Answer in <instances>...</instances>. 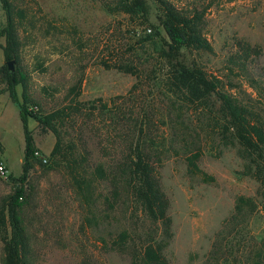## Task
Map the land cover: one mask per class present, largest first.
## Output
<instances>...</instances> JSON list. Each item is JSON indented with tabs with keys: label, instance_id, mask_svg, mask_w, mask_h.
I'll use <instances>...</instances> for the list:
<instances>
[{
	"label": "rangeland",
	"instance_id": "rangeland-1",
	"mask_svg": "<svg viewBox=\"0 0 264 264\" xmlns=\"http://www.w3.org/2000/svg\"><path fill=\"white\" fill-rule=\"evenodd\" d=\"M117 1L9 0L19 56L5 60L0 52V68L13 61V69L25 77L26 93L35 111L42 116L58 112L54 125L63 152L74 148L92 171L97 166L107 170L122 156L128 130L124 121H130L132 127L135 121L142 124L154 176L169 201L172 238L164 251L169 264H204L238 198L250 199L255 210L239 218L246 222V238L240 241L234 262L264 264V192L260 183L246 175L236 147L220 142L218 131L198 121L201 112L183 107L180 115L185 123L174 116L175 99L162 88L164 70L157 57L168 43L157 6L149 2L145 22L114 12ZM169 1L200 17L198 26L209 44L206 52L185 53L187 62H196L233 94H251L256 104L262 103L264 0ZM4 24L0 4V28ZM238 41L260 52L245 61L244 69L235 55ZM4 44L1 37V51ZM120 60L139 68V77L102 65ZM16 93L17 104L7 92L0 95V166L8 172L7 177L0 175V210L17 186L24 160L20 85ZM190 123L192 129L183 130ZM27 125L35 152L41 156L34 154L25 183V203L19 211L29 239L30 263L131 264L129 248L111 249L104 243L105 233L84 222L65 163L50 156L55 136L33 119ZM100 190L105 192L104 183ZM145 222L144 231L151 227ZM155 229L159 232V226ZM2 257L0 240V264Z\"/></svg>",
	"mask_w": 264,
	"mask_h": 264
},
{
	"label": "trees",
	"instance_id": "trees-1",
	"mask_svg": "<svg viewBox=\"0 0 264 264\" xmlns=\"http://www.w3.org/2000/svg\"><path fill=\"white\" fill-rule=\"evenodd\" d=\"M149 2L157 6L160 26L168 38V43L159 50L157 57L164 70L162 88L175 99L172 104L176 113L174 116L185 123L180 115L183 107L191 106L201 112L198 121L218 131L220 142L236 147L238 155L244 160L246 175L258 181L264 192V94L262 103L256 104L251 94L240 93L242 97L235 95L218 78L209 76L196 62H187L185 53L191 55L209 50V44L198 26L199 16H191L177 9L169 0H118L113 3V11L146 22ZM0 4L5 13V24L0 28V38L4 37L5 40L2 47L4 59L17 60L19 40L10 2L0 0ZM236 47L235 55L240 59L242 69L253 53H260L257 48L241 41L236 43ZM102 65L138 77L141 74L140 69L127 60H120L116 64L104 62ZM18 85L22 87L19 117L24 134V160L21 177L16 179L17 186L4 199L0 210V240L3 244L1 264H31L27 230L19 216L26 199L25 183L35 159L28 119H33L42 129L49 130L55 136L56 143L50 156L60 157L65 163L72 187L82 206L84 222L105 233L104 243L108 242L111 249L119 251L129 248L131 264H169L164 256L172 238L169 201L154 176L142 124L137 125L135 121L132 127L130 121H124L128 130L126 149L122 156L107 170L97 166L92 171L74 148L70 152H63L54 125L58 112L40 115L26 93L24 75L17 69L10 72L8 68L1 67L0 95L7 92L11 102L17 104ZM166 117L168 120L171 118L170 114ZM146 120L145 126L149 124V118ZM191 129V123L183 127V130ZM101 183L105 185L103 193L100 190ZM254 210V203L250 199H237L234 213L216 234L204 264H236L235 252L240 241L246 238V222H239V218ZM144 221H148L145 223L151 226L149 230H142ZM155 226H159V232ZM136 228H140L139 232Z\"/></svg>",
	"mask_w": 264,
	"mask_h": 264
},
{
	"label": "built area",
	"instance_id": "built-area-1",
	"mask_svg": "<svg viewBox=\"0 0 264 264\" xmlns=\"http://www.w3.org/2000/svg\"><path fill=\"white\" fill-rule=\"evenodd\" d=\"M34 154H35V156L41 157V156H39L38 152H35ZM7 174H8L7 170L3 166H0V175L2 177H7Z\"/></svg>",
	"mask_w": 264,
	"mask_h": 264
},
{
	"label": "water",
	"instance_id": "water-1",
	"mask_svg": "<svg viewBox=\"0 0 264 264\" xmlns=\"http://www.w3.org/2000/svg\"><path fill=\"white\" fill-rule=\"evenodd\" d=\"M12 63H13V61H8V62H7V68H8V70H9L10 72L13 71Z\"/></svg>",
	"mask_w": 264,
	"mask_h": 264
},
{
	"label": "crops",
	"instance_id": "crops-1",
	"mask_svg": "<svg viewBox=\"0 0 264 264\" xmlns=\"http://www.w3.org/2000/svg\"><path fill=\"white\" fill-rule=\"evenodd\" d=\"M0 52H3V51L0 50ZM29 120H31V119H28V121H29Z\"/></svg>",
	"mask_w": 264,
	"mask_h": 264
}]
</instances>
